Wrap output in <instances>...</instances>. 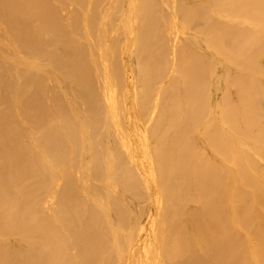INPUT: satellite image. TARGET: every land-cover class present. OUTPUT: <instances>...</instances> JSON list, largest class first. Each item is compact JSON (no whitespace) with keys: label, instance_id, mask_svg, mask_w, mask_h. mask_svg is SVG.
I'll list each match as a JSON object with an SVG mask.
<instances>
[{"label":"bare ground","instance_id":"1","mask_svg":"<svg viewBox=\"0 0 264 264\" xmlns=\"http://www.w3.org/2000/svg\"><path fill=\"white\" fill-rule=\"evenodd\" d=\"M0 264H264V0H0Z\"/></svg>","mask_w":264,"mask_h":264}]
</instances>
